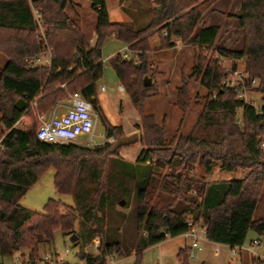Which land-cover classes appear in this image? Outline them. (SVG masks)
<instances>
[{"label": "trees", "instance_id": "obj_1", "mask_svg": "<svg viewBox=\"0 0 264 264\" xmlns=\"http://www.w3.org/2000/svg\"><path fill=\"white\" fill-rule=\"evenodd\" d=\"M88 1L98 15L97 38L91 45L80 27L69 19L66 10L71 0H0V52L7 56L0 67V254L10 256L29 250L31 258L37 259L40 245L52 242L57 230L64 235L75 233L80 223L75 235L80 246L78 257L86 264H97L98 258L82 250L106 227L109 178L100 158L112 144L90 148L72 142L45 143L39 140L35 127L29 131L12 127L19 119L33 116L35 99H39V109L45 111L65 98L64 89L56 90L63 82H68L69 91H80L102 114L97 82L104 73L102 47L111 35L140 52L139 61L122 53L113 60L120 83L141 115L139 128L144 130L141 141L145 147L136 163L124 162L144 166L147 179L139 196L138 225L143 234L135 246L134 264H142L146 248L187 232L191 218L195 224L204 225L208 239L231 247L244 245L250 231L264 235V218L256 217L264 186V150L260 142L264 138V114L239 98L236 87L223 83L226 73L219 61L200 55L194 68L208 89V98L188 135L167 142L165 125L143 111L152 89L144 82L150 41L166 30L169 37L161 36L162 48L173 46V36L200 50L215 45L221 35L220 26L197 28L217 0H151L159 6L153 21L138 30L129 21L111 20L107 0ZM34 6L41 11L46 37L54 50L52 66L27 68L25 64L28 56L38 55L43 49ZM238 19L244 32V50L220 52L245 58L249 78L261 79L257 90L264 95V0H242ZM177 97V105L186 114L191 102L188 83L178 88ZM238 108L242 111L241 121ZM106 131L107 137H123L115 126L107 125ZM111 154L116 156L117 152ZM218 163L220 170L248 172L241 178L221 181L191 174L197 166L210 174ZM158 167L167 168L166 173L157 172ZM51 168L56 169L57 192L72 195L75 205H62L60 200L50 198L42 212L27 209L22 204L24 196ZM190 191L197 194L191 195ZM188 250H179L180 264H190ZM113 251L123 257L120 243H107L103 257ZM99 264H106V259ZM253 264H264V260L255 259Z\"/></svg>", "mask_w": 264, "mask_h": 264}, {"label": "rangeland", "instance_id": "obj_2", "mask_svg": "<svg viewBox=\"0 0 264 264\" xmlns=\"http://www.w3.org/2000/svg\"><path fill=\"white\" fill-rule=\"evenodd\" d=\"M32 0H30L31 2ZM77 7L74 11L70 10L69 19L73 24L79 26L89 44H94L96 41V28L98 24L97 12L93 9V4L88 0H76ZM109 9L113 10L110 17L114 21H129L133 27L138 29L146 28L152 21L155 14L156 3L151 0H107ZM213 5L204 15L197 30L203 25L217 23L222 17L224 20L232 18L228 12L219 15L218 11H213ZM37 7H33V10ZM236 27V26H235ZM155 31L158 29L155 28ZM196 30V32H197ZM151 31V30H150ZM152 32V31H151ZM195 32V33H196ZM215 45L210 47H202L201 50L198 46L191 42H183L182 48L178 49L174 46L170 48L161 47V36L159 32L150 41V51L146 53L145 59L147 60L148 71L144 79H151L152 89L148 92V97L144 103V114L153 115L155 120L160 125H165L166 140L171 141L174 137L180 135H188L193 126L196 124L199 116L202 113L204 104L208 98V89L202 84V81L195 75L194 68L197 66L200 55L205 57L206 60L216 59L225 70L224 79H231L232 77L227 74L228 70H238L239 73L244 75L250 83L247 92L248 99H256L259 103H264V95L258 90L261 79L254 78L255 82L249 78L245 58L238 59L229 57L222 54L221 45L223 42L222 32ZM38 34V29H37ZM149 34V33H148ZM91 37L95 40L92 43ZM177 37V36H173ZM241 41V35L235 36L234 46L238 47ZM127 44L119 40L116 35H111L105 41L103 52V77L98 80L97 96L100 99L102 114L94 109L98 115V121L95 128L97 135H102L97 145L86 146L81 142L85 141L82 138L78 141L79 144L85 147L94 148L95 146H105L112 144L110 149L107 150L100 158L101 163H104L108 174V191L109 205L108 214L105 217L106 224L105 230L101 235L89 244L83 247L82 252L98 258L100 262L106 259V264H134L136 257L135 246L138 239L143 234V230L138 225V204L140 191L147 185L145 177V167H135L125 165L124 162L136 163V160L145 147L141 141V135L144 130L139 128L141 123V115L135 110V107L130 99L127 91H120V83L115 67H113L114 57L125 52ZM133 51L131 59L139 61V51ZM7 61V56L0 52V67ZM238 73V75H239ZM223 79V80H224ZM233 80L237 81L235 77ZM248 82V83H249ZM184 83L189 84V96L191 97L190 107L188 111L183 113L182 109L177 105L178 101V88L183 86ZM106 85L107 91L102 92L100 88ZM148 87V86H147ZM235 88V87H234ZM237 89V88H236ZM67 95V94H66ZM237 96L240 95L237 89ZM66 98V96H65ZM65 98L61 99L64 100ZM59 102V101H58ZM49 109L45 111L39 109L33 111L32 117H23L28 122V129L37 127L40 122V117H48ZM238 111V120H242V111ZM112 125L122 131L121 138L126 135L139 134V140L134 144L125 145V147L115 150V142L118 140L114 136L107 137L106 127ZM4 129L5 127L2 126ZM121 135V134H120ZM2 135L0 134V140ZM112 138L114 141H112ZM111 140V141H110ZM168 146V145H167ZM175 147V142L173 143ZM170 147V146H169ZM262 147V146H261ZM264 150V148L262 147ZM113 151L117 155H112ZM123 161V162H122ZM157 172H162L164 175L167 168L160 167L155 169ZM248 170L237 169L234 172H227L220 170V164H216L212 173L204 174L203 168L197 166L195 172L196 176L205 177L207 180L221 181L224 179H235L245 176ZM55 168H51L44 173L39 181L34 184L31 189L24 196L22 204L29 210L35 212H42L45 204L50 198L60 200L62 205H75L74 197L70 194L60 195L55 187L54 175ZM160 188H158V191ZM261 198L259 200V210L256 217L264 218V186L262 189ZM157 191V193H158ZM191 195H196L197 192L190 191ZM124 200L125 204L121 205L120 201ZM61 211H65V207H61ZM76 232L80 231V223L76 224ZM75 233L64 235L61 230H57L55 238L52 242L43 243L39 247V255L45 254H58L61 259L69 264H85L82 258L78 257L80 246L77 243ZM260 239V245H256L253 250L256 254L264 256V235H259L256 232L250 231L245 247H251V242L255 239ZM167 241L160 242V244L152 245L146 248L143 252L142 264H180V258L177 255L179 250L186 244H190L191 240L184 235H178L174 238L169 237ZM107 243H120L123 252V257H119L116 251L103 257V250H105ZM203 250L196 252V258L189 259L190 264H253L256 255L247 250H241L239 254H234L231 247L227 244L214 243L210 239L202 242ZM186 248V246H185ZM24 253L30 254L29 250ZM39 256V257H40ZM263 260V258L260 257ZM11 264L12 259L9 256L0 254V264Z\"/></svg>", "mask_w": 264, "mask_h": 264}, {"label": "built area", "instance_id": "obj_3", "mask_svg": "<svg viewBox=\"0 0 264 264\" xmlns=\"http://www.w3.org/2000/svg\"><path fill=\"white\" fill-rule=\"evenodd\" d=\"M33 11L35 22H37L38 28L37 36L43 42V49L39 52L38 55L28 56V58L25 59V64L27 68L52 66L54 60V50L49 46L46 37V24L42 17L41 11L38 8H35ZM162 37H169V34L166 30L163 31ZM94 40L95 38L91 37L90 41L92 43L94 42ZM171 41L174 47L178 49L182 48V39L180 37H172ZM123 54L126 58H132L133 51L129 48V45L126 46L125 52H123ZM69 68L70 70H74L73 66H69ZM238 73V70H235L234 72L232 70H228L227 74L232 78H225L223 83L229 87H236L238 89L240 98L243 99L247 105L252 106L256 111H258V113L263 115L264 103L261 104L254 98H251L250 100L248 99L247 92L249 90V81L244 78L243 74L239 73L238 75ZM233 77H235L237 81H234ZM254 82L255 79L253 80V83ZM67 86L68 82H63L56 89H64L67 94L66 98L52 106V108L49 110V115L47 118L39 116L40 122L36 127V133L39 140L45 143L50 142L62 144L68 142L78 143V141H81L82 138H85V141L81 143L86 146H94L99 144L100 141L98 139L102 138V135H97L95 131L98 121V115L94 111L93 104L89 100H86L80 91L71 92L67 89ZM119 89L120 91H124V86H119ZM100 90L102 92H106V85H103ZM38 100L39 99L34 100L32 106L34 111L39 110ZM14 127L27 131L28 122L27 120L21 118L14 123L12 128ZM1 141L2 138L0 140V145ZM112 141H114L113 138ZM260 142L262 147L264 148V138H262ZM188 224L189 229L183 235L191 240V243L187 246L189 248L188 256L190 257V259H194L197 256L196 252L203 250L202 242L207 239L206 230L202 223L195 224L192 218L189 220ZM260 243L261 240L255 238V240L251 242V247L247 248L245 247V244L230 247L233 250L234 254H239L241 250H247L250 253L256 255L257 258L261 257L264 260V256L256 254L253 250V248L256 245H260ZM9 257H11L12 259L11 264H69L68 262L61 259L58 254H45L37 259H32L31 254L17 251ZM111 257L112 255L110 256V258ZM99 263L100 261L98 260L97 264ZM1 264L5 263L2 262Z\"/></svg>", "mask_w": 264, "mask_h": 264}, {"label": "crops", "instance_id": "obj_4", "mask_svg": "<svg viewBox=\"0 0 264 264\" xmlns=\"http://www.w3.org/2000/svg\"><path fill=\"white\" fill-rule=\"evenodd\" d=\"M241 6H242V0H217L215 6L213 7V11L214 12L218 11L219 15H221V16L223 13L228 12V14H230V16L232 18H230L228 20H224V18L222 17L217 23L204 25V26H217V25L220 26L221 32H222V37H224L221 48L228 50V51H231V52H234V51L235 52H241L244 50V39H245L244 38V32H243V29L240 27V23H239V19H238V17L241 14ZM74 7L75 8L77 7V2H76V0H71L70 6L66 10L67 14H70V12H71L70 10L74 11ZM108 8H109V6H108ZM112 11L113 10L109 9L110 15H111ZM201 27L199 29H201ZM199 29H198V31H199ZM238 34L241 35V41H240L238 47H235L234 46L235 45L234 44L235 36ZM165 241H167V240H165ZM214 243H216V242H214ZM188 245L189 244H186L185 246L187 247ZM132 252L135 253V250H133Z\"/></svg>", "mask_w": 264, "mask_h": 264}, {"label": "water", "instance_id": "obj_5", "mask_svg": "<svg viewBox=\"0 0 264 264\" xmlns=\"http://www.w3.org/2000/svg\"><path fill=\"white\" fill-rule=\"evenodd\" d=\"M144 82H145V85L146 86H150L151 85V79L150 78H145L144 79ZM139 140V134L135 133V134H132V135H126L124 138H121V139H118L116 142H115V150H117L118 148L120 147H125V145H129V144H134L136 143L137 141ZM120 204L121 205H124L125 204V201L124 200H121L120 201Z\"/></svg>", "mask_w": 264, "mask_h": 264}]
</instances>
